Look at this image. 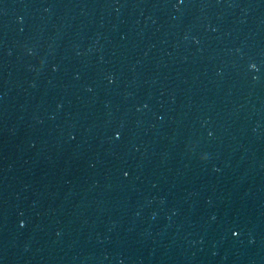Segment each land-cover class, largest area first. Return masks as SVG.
Masks as SVG:
<instances>
[{"label":"water","instance_id":"95a60500","mask_svg":"<svg viewBox=\"0 0 264 264\" xmlns=\"http://www.w3.org/2000/svg\"><path fill=\"white\" fill-rule=\"evenodd\" d=\"M0 264H264V0H0Z\"/></svg>","mask_w":264,"mask_h":264}]
</instances>
